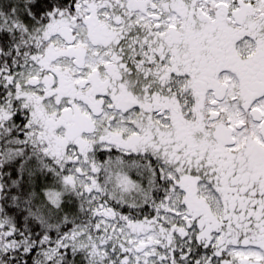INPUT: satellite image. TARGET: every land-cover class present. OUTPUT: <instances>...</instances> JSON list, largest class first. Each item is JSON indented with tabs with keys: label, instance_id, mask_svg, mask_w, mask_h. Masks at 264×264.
Listing matches in <instances>:
<instances>
[{
	"label": "snow or ice",
	"instance_id": "6c2138e0",
	"mask_svg": "<svg viewBox=\"0 0 264 264\" xmlns=\"http://www.w3.org/2000/svg\"><path fill=\"white\" fill-rule=\"evenodd\" d=\"M0 264H264V0H0Z\"/></svg>",
	"mask_w": 264,
	"mask_h": 264
}]
</instances>
